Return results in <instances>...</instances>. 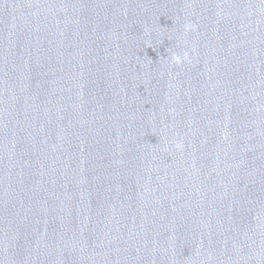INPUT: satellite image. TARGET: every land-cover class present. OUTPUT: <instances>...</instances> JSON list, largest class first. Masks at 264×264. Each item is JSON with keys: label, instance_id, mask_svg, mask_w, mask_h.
I'll return each instance as SVG.
<instances>
[{"label": "water", "instance_id": "obj_1", "mask_svg": "<svg viewBox=\"0 0 264 264\" xmlns=\"http://www.w3.org/2000/svg\"><path fill=\"white\" fill-rule=\"evenodd\" d=\"M0 264H264V0H0Z\"/></svg>", "mask_w": 264, "mask_h": 264}]
</instances>
